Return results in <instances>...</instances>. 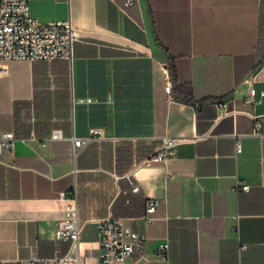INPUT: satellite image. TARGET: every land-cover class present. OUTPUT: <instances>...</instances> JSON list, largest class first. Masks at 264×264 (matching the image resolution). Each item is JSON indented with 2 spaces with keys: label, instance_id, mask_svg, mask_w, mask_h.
<instances>
[{
  "label": "crops",
  "instance_id": "1",
  "mask_svg": "<svg viewBox=\"0 0 264 264\" xmlns=\"http://www.w3.org/2000/svg\"><path fill=\"white\" fill-rule=\"evenodd\" d=\"M29 5L81 37L71 61L0 64V131L16 137L0 163V264L67 251L53 222L74 187L87 222L82 264H101L94 220L108 214L146 236L144 254L126 264H264V134L249 114L264 113V0ZM220 101L234 112L218 118ZM73 135L90 136L76 154ZM166 136L186 140L165 164L144 163ZM151 198L160 205L146 223Z\"/></svg>",
  "mask_w": 264,
  "mask_h": 264
},
{
  "label": "built area",
  "instance_id": "2",
  "mask_svg": "<svg viewBox=\"0 0 264 264\" xmlns=\"http://www.w3.org/2000/svg\"><path fill=\"white\" fill-rule=\"evenodd\" d=\"M132 2V0H128ZM81 33L74 28L69 21L42 22L30 13L29 0H0V64H6L12 60H72L74 43L79 40ZM4 69V68H2ZM165 90L169 99L173 100L172 79L167 69H164ZM264 94V92H262ZM250 100L256 98L255 88L249 89ZM218 105L222 108L221 116L233 113L227 110L226 102L220 101ZM253 118L254 133L264 134L259 129L264 126V113H249ZM96 129L91 128L90 132ZM53 137L60 136L59 130L52 134ZM74 149L76 154L90 140V136L78 137L73 135ZM15 134L12 130L0 131V163L3 162L2 153L5 149H13L15 145ZM186 138L166 136L161 145L144 163H163L174 153L176 147L184 142ZM241 150V144L237 142L236 151ZM237 186L247 189L248 184L238 180ZM138 185L133 190H138ZM61 196L67 203L63 214L53 222V232L56 238L69 240L67 251L58 256L42 257L36 253L28 258L18 260V264H82L81 249L83 248V233L87 222L78 219V193L76 188H70L61 192ZM160 202L157 199H149L144 220L151 223L155 220V211ZM99 227L98 246L100 249L101 264H126V259L134 253L144 254L146 236L125 225L122 219L108 214L94 220ZM169 243L161 242L157 247V256L165 260Z\"/></svg>",
  "mask_w": 264,
  "mask_h": 264
},
{
  "label": "trees",
  "instance_id": "3",
  "mask_svg": "<svg viewBox=\"0 0 264 264\" xmlns=\"http://www.w3.org/2000/svg\"><path fill=\"white\" fill-rule=\"evenodd\" d=\"M263 58H264V53L261 54V57L258 59L257 65H259L260 63H262ZM185 88H186L187 91H188L187 99H188V100H191V98H190V96H191V86L186 85Z\"/></svg>",
  "mask_w": 264,
  "mask_h": 264
}]
</instances>
